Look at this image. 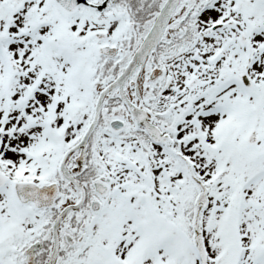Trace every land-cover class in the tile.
Here are the masks:
<instances>
[{"label": "snow or ice", "instance_id": "obj_1", "mask_svg": "<svg viewBox=\"0 0 264 264\" xmlns=\"http://www.w3.org/2000/svg\"><path fill=\"white\" fill-rule=\"evenodd\" d=\"M0 264H264V0H0Z\"/></svg>", "mask_w": 264, "mask_h": 264}]
</instances>
